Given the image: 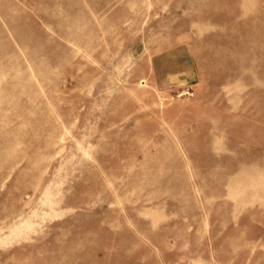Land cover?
<instances>
[{
	"label": "rangeland",
	"instance_id": "rangeland-1",
	"mask_svg": "<svg viewBox=\"0 0 264 264\" xmlns=\"http://www.w3.org/2000/svg\"><path fill=\"white\" fill-rule=\"evenodd\" d=\"M0 264H264V0H0Z\"/></svg>",
	"mask_w": 264,
	"mask_h": 264
}]
</instances>
